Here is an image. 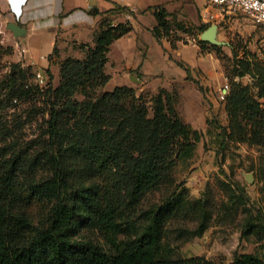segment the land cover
I'll return each mask as SVG.
<instances>
[{"label":"trees","instance_id":"1","mask_svg":"<svg viewBox=\"0 0 264 264\" xmlns=\"http://www.w3.org/2000/svg\"><path fill=\"white\" fill-rule=\"evenodd\" d=\"M117 10L135 16L127 6L118 5ZM153 10L157 24L151 31L163 46L170 19L164 7ZM114 19L107 15L100 20L94 44H82L83 58L62 61L59 87L42 91L39 85L21 83L10 93L25 98L45 92L49 117L43 148L35 159L0 152V264H225L204 256L183 257L170 241L165 223L171 213L181 208L193 213L199 225L190 237L203 234L212 218L208 199L190 198L184 182L162 204L146 211L149 222L140 234L131 240L120 237L122 214L140 202L148 186L161 183L177 163L194 154L201 133L179 116L170 93L166 99L162 93L158 96L151 116L147 101L132 86L96 92L111 78L105 70L111 44L133 28L124 23L112 26ZM44 71L50 83V69ZM235 71L250 75L256 91L232 83L225 96L231 131L221 122L215 125L220 128L219 154L233 137L264 146V64L255 55L246 56L236 59ZM24 77L14 76L13 82ZM208 122L214 124L215 119ZM38 164L50 173L39 179L28 177ZM78 172L81 178H100L101 187L75 183ZM21 175L28 177L27 182ZM99 188L102 194L95 199ZM34 201L50 206L36 218L15 212L20 203ZM86 225L97 227L105 242L76 239ZM244 233L264 239L263 212L258 217L250 212ZM228 264H264V257L237 253Z\"/></svg>","mask_w":264,"mask_h":264},{"label":"rangeland","instance_id":"2","mask_svg":"<svg viewBox=\"0 0 264 264\" xmlns=\"http://www.w3.org/2000/svg\"><path fill=\"white\" fill-rule=\"evenodd\" d=\"M197 1L202 8L209 6L214 12V18L204 21L201 14L197 17L195 11H186L185 17L179 19L177 13H173L169 31L162 37L163 46L168 51L154 47L145 35L149 50L144 39L139 37L144 61L135 68L123 69L118 50L114 48L109 55L110 46L105 70L111 78L106 85L98 86L96 92L112 90L122 84L132 86L147 101L151 116L156 109L158 96L162 93L163 99H166L170 93L174 97L179 116L201 133L194 154L177 163L161 183L148 186L140 202L122 214L120 237L131 240L140 234L149 222L146 211L162 204L176 186L184 182L190 198L208 199L212 218L203 234L190 237L191 230L199 225L193 213L185 208L171 213L165 223L170 241L176 252L183 257L198 255L228 264L237 253H255L264 257V239L260 240L254 233H244L250 212L256 217L260 211L264 213V146L239 142L233 137L235 141L228 143L219 154L216 133L220 128L215 127L221 122L231 131V114L225 96L232 83L250 85L252 91H256L250 75L236 74L235 61L254 55L260 58L264 29L255 25L246 15H222L217 6L207 4L206 0ZM9 21L12 20L6 16L0 1V152L7 153V157L20 154L22 159L32 161L42 151L46 138V120L49 117L47 96L43 92L20 98L10 93L21 83L39 85L42 91L50 86L53 89L59 87L62 61L68 57L83 58L84 43L75 45L74 50L66 49L63 53L55 48L48 67L49 83L44 69L28 64L30 52H22V43L7 27ZM143 22L149 26L152 18L146 16ZM118 23L132 25L127 17L122 22L114 19L111 25L116 26ZM204 24L208 27L216 24L218 39L230 44L220 45L203 40L201 34L208 28H204ZM87 43L93 45L94 39ZM175 59L183 61L190 69L185 70ZM35 60L36 64L43 63L40 54L36 55ZM39 70L45 75L44 83L36 78ZM23 74L24 79L13 82L14 76ZM211 119H215L214 124H209ZM28 172V177L37 179L50 173L41 164ZM247 173H253L252 181L247 180ZM26 175H21L22 182H27ZM72 181L77 184L84 182L85 186L101 187L100 178H81L79 172L74 174ZM101 194V189H97L95 199H100ZM49 206L36 201L20 203L15 212L23 217L36 218L43 210H48ZM75 237L79 240L105 242L100 230L92 225L82 226Z\"/></svg>","mask_w":264,"mask_h":264},{"label":"crops","instance_id":"3","mask_svg":"<svg viewBox=\"0 0 264 264\" xmlns=\"http://www.w3.org/2000/svg\"><path fill=\"white\" fill-rule=\"evenodd\" d=\"M0 1L8 19L17 21L26 29L18 40L30 52L28 64L42 69L50 67L49 56L55 48L63 53L66 49L74 50L75 45L79 43L93 42L95 29L100 20L107 15H113L115 20L120 22L127 17L132 22L133 28L116 39L109 52L110 55L114 48L117 49L121 68L130 69L144 61L143 51L138 43L139 37L146 42L144 38L146 35L154 47L159 50L164 49L151 31V28L157 24L153 12L156 6L164 7L169 19L173 13H177L178 18L181 19L185 17L186 11H195L197 17L201 14L203 20L208 21L205 13L209 10L213 12L209 6L202 8L197 0H27L22 7V16L16 19L9 12L8 0ZM118 5L129 7L135 16L120 12L117 10ZM146 16L152 18L149 26L143 22ZM147 45L150 50L148 43ZM39 54L43 63L36 64L35 57Z\"/></svg>","mask_w":264,"mask_h":264},{"label":"built area","instance_id":"4","mask_svg":"<svg viewBox=\"0 0 264 264\" xmlns=\"http://www.w3.org/2000/svg\"><path fill=\"white\" fill-rule=\"evenodd\" d=\"M27 0H8L9 12L14 18L20 19L23 14V4ZM207 4L217 6L222 15L243 14L246 15L255 25L264 29V0H206ZM205 17L214 18V13L210 10L205 13ZM22 52H26L24 46ZM260 59L264 64V44L260 52ZM36 78L40 83L45 82V75L42 71L36 72Z\"/></svg>","mask_w":264,"mask_h":264},{"label":"water","instance_id":"5","mask_svg":"<svg viewBox=\"0 0 264 264\" xmlns=\"http://www.w3.org/2000/svg\"><path fill=\"white\" fill-rule=\"evenodd\" d=\"M7 27L13 32V34L18 38L26 32V29L19 24L17 21L12 20L7 23ZM201 38L203 40H208L215 44H225L229 45L230 43L228 41H223L218 39V26L216 24H212L210 27H208L204 32L201 34ZM246 178L248 181L253 180V173H247Z\"/></svg>","mask_w":264,"mask_h":264}]
</instances>
